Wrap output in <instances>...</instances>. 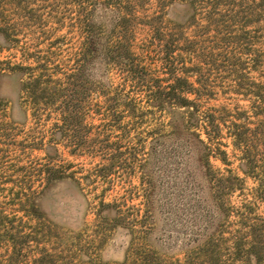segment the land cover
<instances>
[{
	"label": "rangeland",
	"instance_id": "1",
	"mask_svg": "<svg viewBox=\"0 0 264 264\" xmlns=\"http://www.w3.org/2000/svg\"><path fill=\"white\" fill-rule=\"evenodd\" d=\"M87 22L100 44H130L146 81L99 50L79 78L82 128H55L10 66L43 58L71 72ZM171 67L194 110L150 99L145 86L164 98ZM27 196L41 219L25 212ZM260 218L264 0H0V264H38L44 252L125 264L135 244L164 264H242L229 248Z\"/></svg>",
	"mask_w": 264,
	"mask_h": 264
},
{
	"label": "trees",
	"instance_id": "2",
	"mask_svg": "<svg viewBox=\"0 0 264 264\" xmlns=\"http://www.w3.org/2000/svg\"><path fill=\"white\" fill-rule=\"evenodd\" d=\"M126 22H128V19L122 18L118 23V27H122L123 29L126 27ZM86 26L87 29L84 31L85 36L82 44L83 50L80 53L81 57L78 59V62L71 72H61V68L58 64H51L50 61L44 60L43 58L36 60L34 66L30 64L10 66V70L19 71L24 76L21 82V92L26 96V100L35 107V110H38L39 113L47 111L46 116H51L54 112L57 117V121L54 123L55 128H82L83 115L81 112V105L85 89L79 91L78 87L81 85L79 84V78H81L84 73V69L87 65L86 63L94 58L99 50L105 49V51L109 53L112 52V50L116 51L117 53L115 56L119 57V60L130 61V68L127 71L128 73H132L131 77H136L137 81L141 83L146 81L144 75L141 73L143 69L141 71L133 69L135 63L132 62L130 58V44L124 43L121 40L113 42V44H105L108 46L102 43L100 44V38L97 37L96 33L93 31V25L87 22ZM121 36L123 37V35ZM121 36L119 39H121ZM171 65H173V63ZM169 69H172L170 70L171 83L168 84L167 91L163 92L164 98L160 96V93H162L160 88L152 90V88L147 85L145 87H147L146 91H148L150 99H154V102L157 103L158 106H162L165 101L172 107L193 108L194 110L196 108V103L187 95L190 93L191 89V85L187 78L176 75L173 72V67ZM192 115L193 111H188V118ZM189 121L190 119H186L183 122L185 128L190 126ZM76 150L78 149H74L73 151ZM113 158H115V154H112L110 160L113 161ZM52 177L60 178L62 174H57V176L54 175ZM26 198L27 209L25 212L37 219H41V214L35 204L34 197L27 196ZM99 205L104 209L111 206L110 203H106L103 200L100 201ZM45 227L47 226H44L42 229H45ZM248 235L250 240H243L242 237L235 238L229 251L232 249L231 254L237 256L235 259L241 260L242 264H252V258L254 259V264H260V262L264 260V219L260 218L257 224H251L248 229ZM131 248L133 252H131V257L127 255L125 264H164L159 256L147 246L135 244ZM13 249L17 250L16 246H14ZM95 254L97 255V252H94V255L89 257V264H99ZM53 257L54 256L48 252H44L41 256L35 258L34 261L38 264L44 262L50 264L73 263L69 261L70 257L64 258L63 261L65 262L63 263L58 262V260L55 261ZM209 257V259H211L214 256Z\"/></svg>",
	"mask_w": 264,
	"mask_h": 264
}]
</instances>
